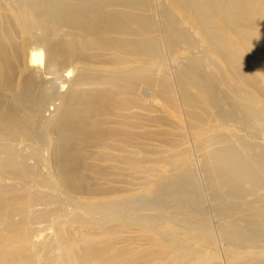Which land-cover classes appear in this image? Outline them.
Returning <instances> with one entry per match:
<instances>
[{
    "label": "bare ground",
    "instance_id": "1",
    "mask_svg": "<svg viewBox=\"0 0 264 264\" xmlns=\"http://www.w3.org/2000/svg\"><path fill=\"white\" fill-rule=\"evenodd\" d=\"M0 91V264H264V0H0Z\"/></svg>",
    "mask_w": 264,
    "mask_h": 264
},
{
    "label": "rangeland",
    "instance_id": "2",
    "mask_svg": "<svg viewBox=\"0 0 264 264\" xmlns=\"http://www.w3.org/2000/svg\"><path fill=\"white\" fill-rule=\"evenodd\" d=\"M0 94H1V91H0ZM49 108H53L52 106H49ZM192 159H193V161H194V163H195V169H196V171H197V167H196V164L198 163L197 162V154L196 153H194L193 152V154H192ZM199 177V178H198ZM202 177H203V173H202V171H200V169L198 170V172L196 173V178H197V180L198 179H200V181L201 182H199V184L201 185V193H202V195H203V192L202 191H205L204 192V197L206 196V202L205 203H203V204H205L204 206H205V208L207 209V207L209 208V209H207V211H209V214H211L212 213V199H211V201L209 200V197H210V195H209V193H207L209 196H208V198H207V194H206V190H208V188H206V186H204V183L205 182H203L204 181V177H203V179H202ZM199 181V180H198ZM205 188H206V190H205ZM142 195V194H141ZM145 197H149L147 194H145ZM203 198V197H202ZM211 198V197H210ZM204 200V199H203ZM209 200V201H208ZM211 205V206H210ZM211 207V208H210ZM220 254H223V255H225V253H226V250L225 249H222L221 248V246L219 247V251H218Z\"/></svg>",
    "mask_w": 264,
    "mask_h": 264
}]
</instances>
